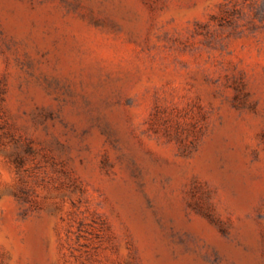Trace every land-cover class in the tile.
<instances>
[{
  "label": "rangeland",
  "instance_id": "rangeland-1",
  "mask_svg": "<svg viewBox=\"0 0 264 264\" xmlns=\"http://www.w3.org/2000/svg\"><path fill=\"white\" fill-rule=\"evenodd\" d=\"M0 264H264V0H0Z\"/></svg>",
  "mask_w": 264,
  "mask_h": 264
}]
</instances>
